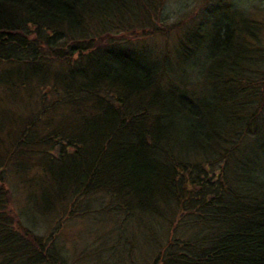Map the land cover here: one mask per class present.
<instances>
[{
  "label": "trees",
  "instance_id": "1",
  "mask_svg": "<svg viewBox=\"0 0 264 264\" xmlns=\"http://www.w3.org/2000/svg\"><path fill=\"white\" fill-rule=\"evenodd\" d=\"M158 1L0 0L1 82L33 80L47 65L44 57L55 53L53 59L79 61L54 78L60 98L52 109L71 111L42 119L46 110L35 109L29 121L35 127L22 123L0 154V264H69L52 233L36 234L8 209L9 159L15 176L29 169L19 173L17 161L38 162L36 181L55 195L45 213L67 209L75 218L94 207L109 213L113 232L120 229L117 244L110 237L113 247L103 246L113 255L125 247L121 263L138 264L129 230L140 214H152L159 229L167 228L149 234L156 242L151 250L159 251L150 264H264L261 26L225 17L206 37L181 40L183 62L210 48L204 81L189 89L185 74L177 75L181 67L168 70L146 52L100 44L111 22L141 25ZM64 39L63 50L44 53ZM46 80L42 74L37 81ZM34 90L28 87V95ZM7 102H16L13 94ZM7 125L0 117V130ZM59 181L67 183L63 191Z\"/></svg>",
  "mask_w": 264,
  "mask_h": 264
},
{
  "label": "rangeland",
  "instance_id": "2",
  "mask_svg": "<svg viewBox=\"0 0 264 264\" xmlns=\"http://www.w3.org/2000/svg\"><path fill=\"white\" fill-rule=\"evenodd\" d=\"M110 8L113 9V6ZM148 11L150 17L147 21H142L141 25L139 23L125 24L123 27L121 23L111 22L110 30L100 35L102 37L100 44L107 45L106 47L121 48L132 53L146 52L153 60H160L158 62L160 64L164 63L168 70H179L181 67L182 72L179 71L177 75L184 77L183 74H185L184 80L189 83L187 84L189 89L194 88L191 83L204 81L210 48L206 44L183 62L179 57L182 55L180 44L181 40L185 41L184 39L188 36L198 33L206 37L208 32L215 30L214 27H222V20L225 17L232 20L244 17L261 26L259 37L264 49V0H161L152 5ZM125 18L129 19L127 15ZM68 43L69 40L64 39L52 51L44 50V53L48 55L55 53L54 49L63 50ZM192 45L193 41L189 40L188 46L192 48ZM56 56L55 53L54 57ZM54 57L51 59L48 56L44 57L41 62L47 65L41 73L33 74V80H22L19 84L15 83L12 86L0 80V117L6 115L8 118L7 127L0 130V141L3 142L0 146V154L4 153L7 144L9 145L8 142L12 143L18 138L22 123L35 127V124L29 122L36 118V115H31L32 112L44 108L47 112L42 118L44 119L49 115L57 117L71 111L67 106L52 109L54 101L60 98V94L53 92L54 78L57 74L67 72L72 66L79 65V61L74 57L53 59ZM3 68L4 66L0 67V72ZM42 74L47 80L37 81ZM56 81H61L59 76ZM28 87L35 89L30 95L27 92ZM46 92L47 97H45ZM12 94L16 102L9 104L7 100ZM16 116L21 119L19 123H17ZM10 121L13 124L12 127ZM46 133L43 130L40 136L43 138ZM4 162H8V182H11L12 188V198L8 209L12 214L19 212L24 225L36 234L45 237L52 233L69 264H115L123 261L121 255L126 256L125 247H122L118 254L113 255L109 248L103 246L107 244L105 242L112 243L113 239L110 241V237L114 238L113 244H117L115 237L120 229L116 228L113 232L116 221L109 213L97 210L95 207L83 217L75 218L67 216V209L60 213L51 211L45 213L51 203L49 200H52L55 195L44 182L36 181L42 175L41 167L37 165L38 162H29L28 166L27 162L17 161V165L21 167L19 173L29 167L22 176L14 175L15 173L12 172L14 166L10 159ZM66 186V182H58L59 191H63ZM102 204H108V199L102 198ZM118 224L120 226L119 220ZM162 228H167V225L165 227L163 225ZM162 228L159 229L158 218L152 214H140L136 218L129 230L131 244L135 248L132 257L136 263H151L152 257L159 251L151 250L156 248V242L149 234L158 235ZM112 245L110 244L111 247ZM113 259L116 261L111 262Z\"/></svg>",
  "mask_w": 264,
  "mask_h": 264
}]
</instances>
